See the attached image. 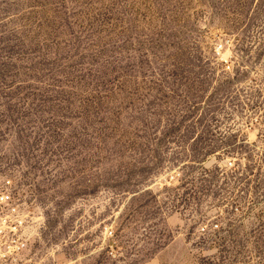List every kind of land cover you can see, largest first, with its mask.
<instances>
[{
  "label": "rangeland",
  "instance_id": "obj_1",
  "mask_svg": "<svg viewBox=\"0 0 264 264\" xmlns=\"http://www.w3.org/2000/svg\"><path fill=\"white\" fill-rule=\"evenodd\" d=\"M2 179L35 264H264V0H0Z\"/></svg>",
  "mask_w": 264,
  "mask_h": 264
},
{
  "label": "built area",
  "instance_id": "obj_2",
  "mask_svg": "<svg viewBox=\"0 0 264 264\" xmlns=\"http://www.w3.org/2000/svg\"><path fill=\"white\" fill-rule=\"evenodd\" d=\"M225 167L233 169L236 167L234 158L226 161ZM176 174L167 173L159 176V179L168 181V177L172 180ZM11 189V181L2 179L0 181V264H35L34 258L28 256V248L31 246L35 237L40 239V234L35 233L34 217L31 207L26 202L20 201ZM229 200V199H228ZM222 206V209H227L233 202ZM234 208V202L232 204ZM39 209V208H38ZM237 211L239 206H237ZM38 221V226L40 225ZM43 226V222L41 223ZM209 232L218 233L222 229V221L217 219L210 223ZM39 231V229H38ZM44 262L38 260V264Z\"/></svg>",
  "mask_w": 264,
  "mask_h": 264
},
{
  "label": "crops",
  "instance_id": "obj_3",
  "mask_svg": "<svg viewBox=\"0 0 264 264\" xmlns=\"http://www.w3.org/2000/svg\"><path fill=\"white\" fill-rule=\"evenodd\" d=\"M187 242L185 241V240H180V239H178L177 241H176V246H178V247H180V250L181 249H183V247L184 248H186L185 247V244H186ZM179 249V248H178ZM177 249V247H176V251H174V254H173V256L171 257V254L167 257L168 259H173V260H176V261H174V264H188V256H187V254L188 253H183L182 254V251H177L178 250ZM175 250V249H174ZM166 254V253H165ZM189 255V254H188Z\"/></svg>",
  "mask_w": 264,
  "mask_h": 264
}]
</instances>
